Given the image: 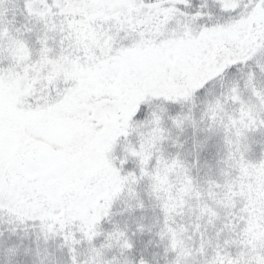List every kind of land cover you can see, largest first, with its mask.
Segmentation results:
<instances>
[{
  "label": "snow or ice",
  "instance_id": "6c2138e0",
  "mask_svg": "<svg viewBox=\"0 0 264 264\" xmlns=\"http://www.w3.org/2000/svg\"><path fill=\"white\" fill-rule=\"evenodd\" d=\"M0 264H264V0H0Z\"/></svg>",
  "mask_w": 264,
  "mask_h": 264
}]
</instances>
